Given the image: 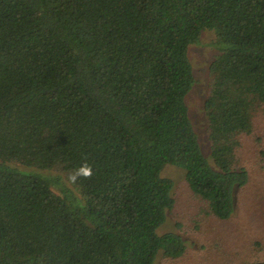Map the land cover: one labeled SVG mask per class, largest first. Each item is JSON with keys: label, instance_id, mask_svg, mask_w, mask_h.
I'll return each instance as SVG.
<instances>
[{"label": "trees", "instance_id": "obj_1", "mask_svg": "<svg viewBox=\"0 0 264 264\" xmlns=\"http://www.w3.org/2000/svg\"><path fill=\"white\" fill-rule=\"evenodd\" d=\"M205 31L219 51L204 104L211 162L186 102L189 47ZM259 104L264 0H0V264L182 258L183 237L158 233L175 206L162 172L183 169L229 220L250 181L239 136ZM84 162L94 174L75 191L28 171L70 176Z\"/></svg>", "mask_w": 264, "mask_h": 264}, {"label": "rangeland", "instance_id": "obj_2", "mask_svg": "<svg viewBox=\"0 0 264 264\" xmlns=\"http://www.w3.org/2000/svg\"><path fill=\"white\" fill-rule=\"evenodd\" d=\"M216 35L205 31L197 44L189 47L195 85L186 98L189 117L205 158L211 162V142L204 104L210 94V66L219 55L214 46ZM253 131L239 136L237 161L250 175L248 185L236 193L235 212L227 221L209 213L208 205L190 189L186 172L168 165L162 176L174 182L175 206L168 213L160 235L174 232L183 237L188 249L180 259L160 255L156 264H249L264 262V105L253 113ZM13 166L24 167L13 164ZM35 171L48 177H60L66 187L75 191L68 175L61 171ZM60 193L58 188L54 189Z\"/></svg>", "mask_w": 264, "mask_h": 264}, {"label": "clouds", "instance_id": "obj_3", "mask_svg": "<svg viewBox=\"0 0 264 264\" xmlns=\"http://www.w3.org/2000/svg\"><path fill=\"white\" fill-rule=\"evenodd\" d=\"M94 174L93 166L84 162L68 177L69 183H76L78 179H91Z\"/></svg>", "mask_w": 264, "mask_h": 264}]
</instances>
